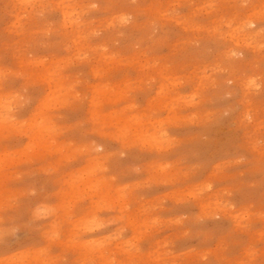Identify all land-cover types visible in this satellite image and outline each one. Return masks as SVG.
<instances>
[{
	"label": "rangeland",
	"instance_id": "rangeland-1",
	"mask_svg": "<svg viewBox=\"0 0 264 264\" xmlns=\"http://www.w3.org/2000/svg\"><path fill=\"white\" fill-rule=\"evenodd\" d=\"M0 264H264V0H0Z\"/></svg>",
	"mask_w": 264,
	"mask_h": 264
},
{
	"label": "bare ground",
	"instance_id": "bare-ground-1",
	"mask_svg": "<svg viewBox=\"0 0 264 264\" xmlns=\"http://www.w3.org/2000/svg\"><path fill=\"white\" fill-rule=\"evenodd\" d=\"M69 5V4H68ZM69 8V7H68ZM70 9V8H69ZM74 14V13H73ZM66 18V17H65ZM67 22V21H66ZM241 30V29H240Z\"/></svg>",
	"mask_w": 264,
	"mask_h": 264
}]
</instances>
